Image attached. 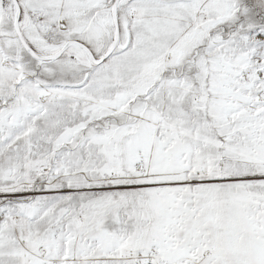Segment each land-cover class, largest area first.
<instances>
[{
    "label": "snow or ice",
    "instance_id": "obj_1",
    "mask_svg": "<svg viewBox=\"0 0 264 264\" xmlns=\"http://www.w3.org/2000/svg\"><path fill=\"white\" fill-rule=\"evenodd\" d=\"M0 264H264V0H0Z\"/></svg>",
    "mask_w": 264,
    "mask_h": 264
}]
</instances>
